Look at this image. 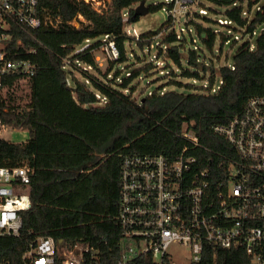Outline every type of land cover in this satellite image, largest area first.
<instances>
[{
	"label": "trees",
	"instance_id": "obj_1",
	"mask_svg": "<svg viewBox=\"0 0 264 264\" xmlns=\"http://www.w3.org/2000/svg\"><path fill=\"white\" fill-rule=\"evenodd\" d=\"M141 1L111 0L110 8L100 13L84 0H38L40 10L60 15L59 27L40 26L26 31L11 24L12 37L6 44L8 56L31 58L38 63V70L31 78V97L26 105L14 106L11 98L8 102L0 100L3 122L29 133L22 142L0 139V165L15 167L26 162L33 168L32 206L23 211L19 235L0 236V261L23 264V252L34 239L52 236L59 244L83 241L98 245L103 250V262L113 264L120 255L117 214L123 157L131 153L173 157L186 145L180 135L185 124L204 146L231 152V145L214 132V126L241 114L252 96L264 95V12H257L248 20L243 17L242 6L228 10L227 18L246 28L245 34L253 35L260 25L262 30L254 44L247 39L237 48L230 63L206 66L201 59L216 45L218 34L211 28L196 25L202 44L195 48L180 43L175 31L161 36L168 58L181 68L184 60L189 65L183 76L205 80L200 73L211 68L207 83L195 91L192 84L176 81L174 85L186 86L191 91L165 90L166 86H159L146 95L143 88L140 99L134 98L138 88L134 80L155 67L152 61L123 77L120 68L112 78H108L110 70L105 72L106 80L83 71L89 84L74 74L68 83L65 57H70L74 66V60L79 59L101 74L93 50L101 46L106 34L118 46L120 56L116 61L126 62V41L130 36L125 33L123 12L129 10L130 23L137 21L140 15L135 14L134 6ZM212 1L230 5L236 0ZM254 2L250 1L249 8ZM160 8L151 5L148 12ZM79 14L88 23L81 27L69 23ZM167 26L166 21L160 29L141 34L137 44L141 48L150 46L153 36ZM87 39L91 45L73 54ZM229 41L228 36L220 37L221 52ZM163 52L159 46L158 55ZM22 77L10 74L3 80L13 85ZM220 80L219 89L212 92V86ZM98 93L104 101L98 98ZM194 153H201L204 165L209 164L212 155L209 150ZM242 257L238 250H224L219 260L220 264H242ZM128 264L151 262L142 257Z\"/></svg>",
	"mask_w": 264,
	"mask_h": 264
},
{
	"label": "built area",
	"instance_id": "obj_2",
	"mask_svg": "<svg viewBox=\"0 0 264 264\" xmlns=\"http://www.w3.org/2000/svg\"><path fill=\"white\" fill-rule=\"evenodd\" d=\"M84 1L100 13L111 2ZM162 1L155 5L166 10L168 26L155 36L151 46L160 45L166 52L161 38L155 40L159 35L175 31L181 41L185 28L180 26V31L174 28L179 16L185 15L189 22L192 15H205L208 11L205 6L199 12L191 9L199 0ZM250 1L254 0L233 3L243 7V17L248 20L257 12H264V0H255L249 8ZM123 22L125 33L131 35L125 27L130 24L128 9L123 12ZM13 23L26 31L40 26L57 28L61 17L40 10L38 0H0V93H6L2 98L7 102L16 96L19 80H30L38 70V63L31 58L8 56L6 44L12 37L9 29ZM69 23L81 27L88 21L79 14ZM219 23L235 24L228 18L219 19ZM134 35L140 37L136 31ZM196 41L193 37L192 44H197ZM102 42L100 47L107 57L117 60L120 52L114 38L106 34ZM90 45L91 40L87 39L73 54L85 51ZM96 49L93 50L96 62L102 65ZM63 60L69 77L74 69L82 73L92 69L79 59L74 60L75 66L70 57ZM151 61L160 63L157 55ZM10 74L23 77L9 85L3 79ZM69 77L67 81L71 83ZM84 79L89 82L88 78ZM220 83L222 80L212 86V92L219 89ZM97 96L101 98L99 93ZM8 128L22 130L7 125L0 117V135ZM213 130L231 145V152L204 146L185 124L180 135L186 145L173 157L148 153L123 157L117 214L120 255L113 264H128L142 257H148L151 264H220V252L232 249L243 255L242 264H264V95L252 96L241 114L225 124H217ZM200 149L212 153L209 164L204 165L201 153H194ZM32 173L33 168L26 162L15 167L0 165V236L20 234L23 211L32 206ZM177 246L185 248L186 253L173 250ZM103 256L98 245L83 241L59 244L48 236L34 239L23 252L22 261L23 264H106ZM178 256H182L181 261ZM0 264L8 263L0 261Z\"/></svg>",
	"mask_w": 264,
	"mask_h": 264
},
{
	"label": "rangeland",
	"instance_id": "obj_3",
	"mask_svg": "<svg viewBox=\"0 0 264 264\" xmlns=\"http://www.w3.org/2000/svg\"><path fill=\"white\" fill-rule=\"evenodd\" d=\"M109 2V1H108ZM162 0H147L146 6L155 5V3H162ZM140 3V2H139ZM137 3L136 6H138ZM263 3V2H262ZM111 2L107 3V9L104 11H107L110 8ZM201 6H205L208 13L205 15H192L190 18V21H186V16L181 15L178 18V21L175 24V29L180 31V26H183L185 28L184 32V39L181 40L180 43L185 44L186 48H192L200 46L201 40L199 36L197 35L196 31V25H202L205 28H211L215 31H217V41L216 45L213 49V51H206L204 59L206 62V66H209L212 64L214 67H219L220 65L227 64L233 61V56L237 50V48L243 44L244 41L247 39H251V43H255L257 40V37L261 33L262 25L258 26L256 29L255 34L247 33L245 34L244 31L246 28H241L237 26L236 24H226L222 25L219 23V19H226L227 18V11L232 9L234 7L233 4L230 5H224V4H218L212 0H199L191 5V9L195 10L196 12H199V8ZM256 12V7L253 8L251 17L254 16ZM168 19V15L166 10L161 7L159 10L154 12H148L146 14L140 15V18L135 21L131 22L130 24H126V30L129 29L131 35L130 38L126 41V52L128 59L126 62L118 63L116 60L109 59L107 57V54L105 50L102 47H98L95 50V54L100 56L102 60V65L97 64L99 68L101 69V74H99L98 70H94V68L90 69V73L95 74L96 76H99L100 80H106L105 76L103 74L110 70V74L108 78H112V75L114 72L120 68L121 69V76L128 75V73L132 72L135 69L142 68L146 63L151 61V58L154 57V55H157L158 60L160 63H155V67L149 71V73H142L140 77L134 80V84H138L137 90L133 93V97L136 99H140L141 97V90L144 88L146 89L145 95L148 93V91L154 90L156 87L159 86H166L164 89H170V90H177L180 92H189L191 91L186 86L184 87H178L174 85V82L180 81L183 85L185 84H192L193 91H195L198 86L205 85L207 83V78L210 77L211 74V68L209 67L208 70L201 71L200 74L204 75L206 77L205 80H199L194 78L185 77L182 75V72L184 68L189 67L187 62L183 61V67H179L177 64L173 62L172 59L168 58L167 52H163L162 55H158L159 46L152 47L151 45H146L145 47L141 48L137 44V40L140 38L135 37L134 32L136 31L137 34H143L149 31L158 30L163 26V23L166 22ZM228 36L229 42L225 44L222 52L219 50V44H220V37L221 36ZM156 36V35H155ZM153 36V37H155ZM237 36V37H236ZM196 38L197 41L192 44V38ZM161 35H159L155 40H160ZM154 40V38H153ZM231 44H234L232 46ZM228 56V57H227ZM173 72V73H172ZM75 75L79 80H85L83 73L79 70H73L70 74V76ZM69 77V76H68ZM71 80V77H69ZM121 80L119 79L118 82ZM72 82V80H71ZM26 82H18L15 86V97L11 98V104L14 106H24L26 105L30 100V90L29 88H26L24 85ZM89 84V83H88ZM6 93H0V98H2V95H5ZM102 100V99H101ZM1 138L9 141L14 142H22L26 140L29 137V133L27 130H13L11 128L4 129L1 132ZM173 250H176L177 253L185 254L186 249L182 247H174ZM182 256H178V260L181 261Z\"/></svg>",
	"mask_w": 264,
	"mask_h": 264
},
{
	"label": "water",
	"instance_id": "obj_4",
	"mask_svg": "<svg viewBox=\"0 0 264 264\" xmlns=\"http://www.w3.org/2000/svg\"><path fill=\"white\" fill-rule=\"evenodd\" d=\"M148 13V7L146 6V1L142 0L138 6L135 8V14L136 15H143Z\"/></svg>",
	"mask_w": 264,
	"mask_h": 264
},
{
	"label": "crops",
	"instance_id": "obj_5",
	"mask_svg": "<svg viewBox=\"0 0 264 264\" xmlns=\"http://www.w3.org/2000/svg\"><path fill=\"white\" fill-rule=\"evenodd\" d=\"M19 82L21 83V82H26L24 85L26 86V88H29V90H30V97H31V88H32V84H31V79L29 80V79H21V80H19Z\"/></svg>",
	"mask_w": 264,
	"mask_h": 264
},
{
	"label": "bare ground",
	"instance_id": "obj_6",
	"mask_svg": "<svg viewBox=\"0 0 264 264\" xmlns=\"http://www.w3.org/2000/svg\"><path fill=\"white\" fill-rule=\"evenodd\" d=\"M29 243H30V242H29ZM114 262H115V261H114ZM114 262H113V263H114Z\"/></svg>",
	"mask_w": 264,
	"mask_h": 264
}]
</instances>
